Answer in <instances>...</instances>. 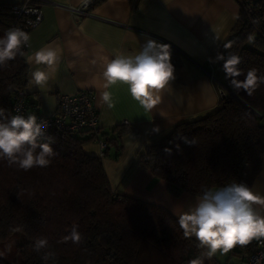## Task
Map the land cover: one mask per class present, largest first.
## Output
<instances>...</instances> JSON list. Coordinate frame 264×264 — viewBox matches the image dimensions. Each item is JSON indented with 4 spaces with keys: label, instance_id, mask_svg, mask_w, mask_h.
I'll return each mask as SVG.
<instances>
[{
    "label": "trees",
    "instance_id": "16d2710c",
    "mask_svg": "<svg viewBox=\"0 0 264 264\" xmlns=\"http://www.w3.org/2000/svg\"><path fill=\"white\" fill-rule=\"evenodd\" d=\"M236 1V21L218 57L227 91L214 110L177 124L158 143L146 145L138 159L139 166L164 180L174 196H198L204 187L232 182L251 188L261 169L264 84L249 96L236 90L232 80L243 81L252 68L264 74V0ZM15 22L9 2L0 0V37L16 28ZM19 29L27 32L23 25ZM22 50L26 53L25 47ZM170 50L171 63L177 67L179 54L172 46ZM233 55L240 58L241 74L236 77L228 76L224 67ZM27 76L25 55L0 68V108L6 115H11L15 96L22 94L27 115L38 116L36 108L27 111ZM131 130L123 124L100 133L107 143L104 156L117 155L121 135ZM83 133L53 129L56 155L47 167L25 172L0 161V246L13 237L17 241L12 253L0 254V264H190L197 257L203 264L247 263L255 238L229 251L235 262L208 259L166 208L116 194L103 167L104 156L84 152L83 143L92 138ZM74 224L82 242H62ZM40 237L47 238L48 248L38 253L33 245ZM47 251L55 253L54 260H42Z\"/></svg>",
    "mask_w": 264,
    "mask_h": 264
},
{
    "label": "crops",
    "instance_id": "0c3cea01",
    "mask_svg": "<svg viewBox=\"0 0 264 264\" xmlns=\"http://www.w3.org/2000/svg\"><path fill=\"white\" fill-rule=\"evenodd\" d=\"M72 8H79L81 12L74 15ZM41 9L42 21L28 32L31 40L30 47H26L25 61L28 55L45 45L59 46L62 54L54 77L45 88L30 83L37 66L26 62L27 111L36 108L38 115H53L58 112L60 95L91 91L100 133L123 124L132 127L121 135L117 155L110 152L102 158L111 189L119 195L160 205L179 219L194 205L197 196L170 194L166 182L142 169L138 159L146 145L158 143L177 124L214 110L221 91H227L222 83L218 57L236 21L238 2L44 0ZM149 38L172 46L181 60L180 65L174 67V79L162 92L160 103L146 111L131 98L126 85L117 84L109 89L115 106L111 109L101 106L105 58H114L120 52L135 55ZM82 147L87 154L98 153L94 140L86 141ZM251 189L264 196V156ZM254 207L264 214V208Z\"/></svg>",
    "mask_w": 264,
    "mask_h": 264
},
{
    "label": "clouds",
    "instance_id": "9594fccd",
    "mask_svg": "<svg viewBox=\"0 0 264 264\" xmlns=\"http://www.w3.org/2000/svg\"><path fill=\"white\" fill-rule=\"evenodd\" d=\"M30 34L19 29H9L0 37V68L7 67L16 57L24 56V46L30 47ZM62 50L59 46L45 45L26 57L29 65H36L30 83L45 88L53 79ZM223 58V57H221ZM238 56H230L225 70L230 77L239 76ZM102 90L100 105L111 109L115 101L110 88L117 84L127 86L131 98L146 111L153 110L161 101L164 90L174 79V66L171 63V50L167 44L147 39L135 55L120 52L114 58H105L103 63ZM264 84V74L255 68L249 69L243 81L233 79L236 90L243 89L249 96ZM46 121H38L35 115H6L0 108V161L10 168L29 171L34 167H47L56 155L52 137L47 135ZM255 205L264 208V196L255 193L247 183L232 182L224 186L204 187L195 199L193 206L179 217V226L186 238L195 237L197 247L204 250L203 256L211 259L218 252L226 254L236 246H245L254 238L264 237V214ZM78 225H73L62 242L73 244L82 242ZM36 252L48 248V240L40 237L35 240ZM55 259V253L47 251L42 260ZM190 264H203L197 257Z\"/></svg>",
    "mask_w": 264,
    "mask_h": 264
},
{
    "label": "built area",
    "instance_id": "2783aa9c",
    "mask_svg": "<svg viewBox=\"0 0 264 264\" xmlns=\"http://www.w3.org/2000/svg\"><path fill=\"white\" fill-rule=\"evenodd\" d=\"M9 2L12 14L16 17L15 27L21 25L27 33L36 27L43 18L42 3L44 0H4ZM74 15L81 12L79 8H72ZM25 48L27 46H24ZM224 91H221L220 95ZM91 91L80 90L72 94L60 95L58 98V112L53 115L36 116L38 121H46V136L50 137L53 129L85 132L98 144L97 155L103 157L107 148L106 141L100 135L98 112L94 104ZM27 115L25 101L22 94L15 96L11 115ZM246 264H264V237L255 238L252 250L247 257Z\"/></svg>",
    "mask_w": 264,
    "mask_h": 264
},
{
    "label": "rangeland",
    "instance_id": "374dc122",
    "mask_svg": "<svg viewBox=\"0 0 264 264\" xmlns=\"http://www.w3.org/2000/svg\"><path fill=\"white\" fill-rule=\"evenodd\" d=\"M16 243L17 241H16V238L14 237L4 241L2 245L0 246V254L9 255L10 253H12L13 249L15 248ZM215 256L218 257V259H220L222 262L225 261L226 259L230 263L236 261L235 258L229 254V252L226 254H221L218 252Z\"/></svg>",
    "mask_w": 264,
    "mask_h": 264
},
{
    "label": "water",
    "instance_id": "95a60500",
    "mask_svg": "<svg viewBox=\"0 0 264 264\" xmlns=\"http://www.w3.org/2000/svg\"><path fill=\"white\" fill-rule=\"evenodd\" d=\"M256 112V111H255Z\"/></svg>",
    "mask_w": 264,
    "mask_h": 264
}]
</instances>
